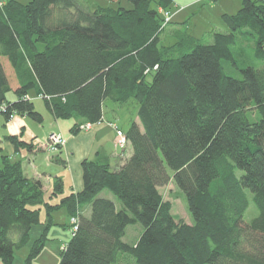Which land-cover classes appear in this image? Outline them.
Listing matches in <instances>:
<instances>
[{
    "label": "trees",
    "instance_id": "16d2710c",
    "mask_svg": "<svg viewBox=\"0 0 264 264\" xmlns=\"http://www.w3.org/2000/svg\"><path fill=\"white\" fill-rule=\"evenodd\" d=\"M130 1L132 8L94 10L74 0L0 3L5 122L15 115L44 121L33 91L55 118L76 119L74 133L104 121L107 100L138 103L126 131L113 123L130 152L116 166L85 159L83 189L58 203L46 202L43 181L28 177L21 161L2 154L1 261L15 264L32 228L44 224L25 259L32 264L52 210L66 207L77 223L58 264H264V0L224 13L228 31H213L211 41L183 33L172 45L162 42L159 9L170 11L174 0ZM243 40L254 43L257 65L239 67ZM224 61L242 76L229 75ZM7 138L16 150H32L16 135ZM117 140L119 151L125 146ZM171 180L186 195L192 223L178 220L161 193ZM248 190L258 209L250 221ZM63 193L57 177L53 194ZM136 225L142 232L129 242Z\"/></svg>",
    "mask_w": 264,
    "mask_h": 264
},
{
    "label": "crops",
    "instance_id": "0c3cea01",
    "mask_svg": "<svg viewBox=\"0 0 264 264\" xmlns=\"http://www.w3.org/2000/svg\"><path fill=\"white\" fill-rule=\"evenodd\" d=\"M243 1L244 0H217L215 3L207 6L205 5L206 1L203 0H176V8L171 13L173 17L165 28L162 42L166 41L168 36H171L172 40L169 44H166V42L163 43L165 45H172L177 42L178 36L183 33L199 39L207 37L211 41L213 39L211 35L213 31H228V27L223 22V14H234L238 12L243 5ZM198 3L206 6L205 10L200 11L205 18L206 24L199 32H196L195 26L197 24H194V32L189 33V21L192 19V14H195V10L193 9ZM186 11H188L187 14L185 13ZM181 13H185V15L177 18ZM30 95L32 94L30 93ZM126 111L125 105L107 100L104 104V121L93 125L90 130L78 131L76 133L71 130L73 124L77 122L76 119H57L48 108L46 110L47 116H45V111L42 112L44 121L39 123V125L42 124V129L35 128L33 124H31L30 120L32 119L28 116L15 115L11 120L6 122L4 118V126L0 128V133L16 135L19 140L31 144L32 146V150H29L27 147H21L16 150L14 146L13 153L6 152L5 154L9 155L12 160L21 161L24 172L28 177L41 179L45 183L46 202L50 204L58 203L62 196L72 191L80 192L83 189L82 163L85 159L101 160L110 163L111 166L118 165L120 161L119 151L115 144L117 134L116 130L109 122H116L121 129L126 130L130 122V118ZM136 113L137 109L135 107V115L133 118L137 120ZM0 121H2L1 117ZM53 132H62L67 138V143L60 153L52 156L48 154L47 156H43L45 150L42 149L44 143L42 137H44V135L49 136V134ZM1 148L3 149L0 145V149ZM128 152H130V150ZM0 153L3 154L4 152L0 150ZM25 161L27 163L26 166L24 165ZM57 177H61L64 182V193L61 196L53 194V187ZM41 208L42 222H45L46 210L44 205H42ZM60 208H65L67 216L70 215L66 207ZM51 216L53 220L51 227L68 225L65 223L67 221L66 217L63 218L62 215L58 213L57 209L52 210ZM68 241L63 243V247ZM16 260L15 264H19L20 260ZM0 264H3L1 259Z\"/></svg>",
    "mask_w": 264,
    "mask_h": 264
},
{
    "label": "rangeland",
    "instance_id": "374dc122",
    "mask_svg": "<svg viewBox=\"0 0 264 264\" xmlns=\"http://www.w3.org/2000/svg\"><path fill=\"white\" fill-rule=\"evenodd\" d=\"M18 1H20L22 3H28L30 0H18ZM74 1L76 2V4L79 7L87 8V9H91V10L96 9L99 6L113 7V8H118L121 6L125 7V8H132L134 6L130 0H74ZM216 1L217 0L206 1L205 5H207V6L211 5V4L215 3ZM2 2H4V0H0V3H2ZM175 5H176V0H174L172 5H171V9H170L171 13L176 8ZM205 5L198 3V5L193 9V10H195V14H192V19L189 21V25H188V32L189 33L194 32V30H193L194 24H197L195 26L196 32H199L200 29L205 26V24H206L205 18L200 13V11L205 10V7H206ZM187 12L188 11H186L185 13L187 14ZM185 13H181L177 18L185 15ZM172 17H173V15H172ZM168 37L166 38V41H163L164 43L166 42V44H169L172 40L171 36H168ZM241 44H242V46L240 48H242V49L239 50V53L237 56L239 67H244L243 66L244 64L257 65V61L255 60V53H254V43H251V42L249 43L248 41L243 40V41H241ZM8 65H9V67H11L10 64H8ZM223 65L225 67L226 72L229 75H232L235 77H241L242 76V73H241L239 67L232 65L230 62H226V61L223 62ZM8 69H10V68H8ZM9 74H10V77L12 80V84H15V82H16L15 74L11 70H9ZM31 94L34 97L33 102L35 103L37 109L40 110L41 112L45 111V116H47L48 114L46 112L47 107H46L45 100L42 97L37 96L34 91L31 92ZM9 97L12 99L16 98V94L13 90L9 93ZM121 105H125L126 110H127L126 113L129 116L130 121H131L133 119V116L135 115V107H136V109L138 108V103L135 100H133L131 102L121 104ZM0 117L2 119V121H0V128H3V126H4L3 125V119H4L3 114H1ZM30 121H31V124H33V126L35 128L42 129V124L39 125V123L35 122L34 120H30ZM113 123L116 124V122H111L110 125L113 128H115V125ZM90 129H92V128H90ZM53 133H59V132H53ZM53 133L49 134V136L44 135V137H42V141L44 142L42 145L43 150H45L44 148L46 147L47 142L50 140L49 137ZM7 136L8 135H6L4 133H0V145L3 147V149L1 148L0 150H2V152H4L3 154H5L6 152L13 153V150H14V144L10 139L7 138ZM65 139H66V143H67V138L65 137ZM66 143H65V145H66ZM126 145L124 148H121L119 150V160L121 158H123L128 153V151L130 150V147L128 146V144H126ZM64 147L65 146H63V148ZM47 154L49 156L54 155L51 153H47V151H44L43 156H47ZM0 164L2 165V153H0ZM26 164L27 163L25 161L24 165L26 166ZM44 187H45V183H44ZM160 190H161V193L163 194L164 199L171 203L172 212L176 216V218L178 220L179 219L183 220L187 223H192L193 218H192V216L189 212V209H188L186 195L176 185V183L173 180H171L168 184L162 186ZM248 194L250 197V206H249V208L245 214V220L246 221H250L253 217H255L258 214V209L256 208V206L253 202V194L250 190H248ZM57 211H58V213H60L62 215L63 218L66 217L67 221L65 223H67L68 225L61 226V227L60 226L51 227V225H50L48 227V229L46 230L44 246H43L41 252L32 260V264H58L60 261L63 243L69 240L70 236L72 235V229L70 226L71 217H70V215L67 216L65 208H59V209H57ZM45 227H46L45 225L43 226V224H39V225H35L32 228L31 235H30L31 238H30L29 242L22 249L16 251V256H17L16 261L20 260L19 264H25V259L27 257L29 250L31 249L35 239L40 237L41 234L44 232ZM64 228H66L67 230ZM141 232H142V227L140 225L130 227L128 230L127 241L135 242V240L138 238V236Z\"/></svg>",
    "mask_w": 264,
    "mask_h": 264
},
{
    "label": "built area",
    "instance_id": "2783aa9c",
    "mask_svg": "<svg viewBox=\"0 0 264 264\" xmlns=\"http://www.w3.org/2000/svg\"><path fill=\"white\" fill-rule=\"evenodd\" d=\"M203 1H207V0H203ZM159 12L162 14V17L164 19L163 26L166 27L171 22L172 14L169 10H165L163 8H160ZM3 110H4V107H1L0 113ZM92 127H93V124L91 122H86L81 126V129L82 130H89ZM117 133H118L117 143L119 146L124 147L127 144L126 135L121 130H118ZM49 139L50 140L47 142L46 147H45L48 153L57 152L59 149H61V148H63V146H65L66 139H65L64 134L61 132L53 133L52 135H50ZM71 222H72V230H75L76 229V223H77L76 217H72Z\"/></svg>",
    "mask_w": 264,
    "mask_h": 264
}]
</instances>
